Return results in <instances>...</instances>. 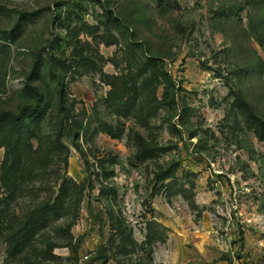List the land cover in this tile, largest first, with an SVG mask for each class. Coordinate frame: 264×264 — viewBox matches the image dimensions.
I'll list each match as a JSON object with an SVG mask.
<instances>
[{"label": "rangeland", "instance_id": "rangeland-1", "mask_svg": "<svg viewBox=\"0 0 264 264\" xmlns=\"http://www.w3.org/2000/svg\"><path fill=\"white\" fill-rule=\"evenodd\" d=\"M1 117L0 264H264V0H0Z\"/></svg>", "mask_w": 264, "mask_h": 264}, {"label": "trees", "instance_id": "trees-1", "mask_svg": "<svg viewBox=\"0 0 264 264\" xmlns=\"http://www.w3.org/2000/svg\"><path fill=\"white\" fill-rule=\"evenodd\" d=\"M151 62H153V60H151ZM60 86H62L61 84H60ZM167 92H168V94L169 95H171V92H170V90H167ZM167 94V97L169 96ZM166 97V98H167ZM240 98H242V100H243V96H242V94L239 96ZM66 115V114H65ZM183 115V114H182ZM181 115V116H182ZM67 118H68V120H71L72 119V117L70 118L69 117V115H67ZM253 118V123L255 124V123H259V127L256 129V137L260 140V141H263L264 140V123L263 122H261L260 121V119H258V118H256V117H252ZM2 120V117H1V119H0V122H2L1 121ZM73 121V120H72ZM62 129H63V127L61 128V131H62ZM59 132V137H60V135H61V133L62 132ZM195 137V134H191V138H194Z\"/></svg>", "mask_w": 264, "mask_h": 264}]
</instances>
